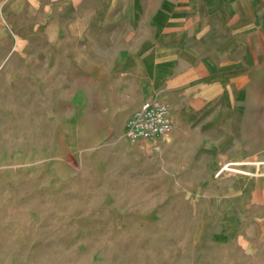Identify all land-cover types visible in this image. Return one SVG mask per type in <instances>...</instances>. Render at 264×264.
I'll return each mask as SVG.
<instances>
[{
    "label": "rangeland",
    "instance_id": "obj_1",
    "mask_svg": "<svg viewBox=\"0 0 264 264\" xmlns=\"http://www.w3.org/2000/svg\"><path fill=\"white\" fill-rule=\"evenodd\" d=\"M0 264H264V0H0Z\"/></svg>",
    "mask_w": 264,
    "mask_h": 264
},
{
    "label": "built area",
    "instance_id": "obj_2",
    "mask_svg": "<svg viewBox=\"0 0 264 264\" xmlns=\"http://www.w3.org/2000/svg\"><path fill=\"white\" fill-rule=\"evenodd\" d=\"M174 130L170 105L159 97L144 99L129 116L125 136L131 142L166 141Z\"/></svg>",
    "mask_w": 264,
    "mask_h": 264
},
{
    "label": "crops",
    "instance_id": "obj_3",
    "mask_svg": "<svg viewBox=\"0 0 264 264\" xmlns=\"http://www.w3.org/2000/svg\"><path fill=\"white\" fill-rule=\"evenodd\" d=\"M187 77L186 73H179L177 75H173L170 79V81H167L169 85H171L172 87H175L177 84H179L181 81L185 80ZM146 99V98H145ZM140 105V104H139ZM138 105V106H139ZM137 106V107H138Z\"/></svg>",
    "mask_w": 264,
    "mask_h": 264
},
{
    "label": "clouds",
    "instance_id": "obj_4",
    "mask_svg": "<svg viewBox=\"0 0 264 264\" xmlns=\"http://www.w3.org/2000/svg\"><path fill=\"white\" fill-rule=\"evenodd\" d=\"M33 3H35V0H32Z\"/></svg>",
    "mask_w": 264,
    "mask_h": 264
}]
</instances>
